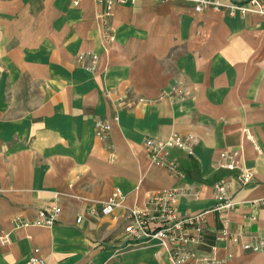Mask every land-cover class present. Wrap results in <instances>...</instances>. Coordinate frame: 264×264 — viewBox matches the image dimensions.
I'll return each mask as SVG.
<instances>
[{
	"label": "crops",
	"instance_id": "1",
	"mask_svg": "<svg viewBox=\"0 0 264 264\" xmlns=\"http://www.w3.org/2000/svg\"><path fill=\"white\" fill-rule=\"evenodd\" d=\"M102 12L0 0V264H27L35 248L49 264H170L156 240L129 246L125 226L171 189L179 217L204 213L200 242L172 246L191 253L183 264H264V18L135 0L106 29ZM172 133L195 139L192 155L170 151L177 173L145 148ZM216 182L231 209L216 208ZM115 189L121 206L103 216ZM54 206L53 226L31 225Z\"/></svg>",
	"mask_w": 264,
	"mask_h": 264
},
{
	"label": "built area",
	"instance_id": "2",
	"mask_svg": "<svg viewBox=\"0 0 264 264\" xmlns=\"http://www.w3.org/2000/svg\"><path fill=\"white\" fill-rule=\"evenodd\" d=\"M82 0H71L73 6H78ZM162 1H188L194 4L196 12H202L204 9L213 11L225 10L229 14L238 13L242 16L255 12L264 18V0H236L235 3H224L221 0H162ZM94 2L103 8L100 17L103 25H107L113 16L116 5L133 4L135 0H94ZM109 39V35H105ZM80 60L83 59L81 55ZM110 131V125L104 121H96L95 135L100 140H106ZM247 137L255 144L254 139L249 132H245ZM195 145V139L192 135H181L172 133L163 141L146 139L145 148L148 151L151 162L156 167H163L169 172L177 173V166L173 160L169 159V153L172 150L180 151L186 155H192ZM253 180V175L245 170L241 171L236 181L240 186H245ZM213 189L216 193L218 210H229L234 206L233 198L225 184L214 183ZM179 192L175 189L165 190L153 195L149 201L150 211H138L131 209L128 215V223L125 226V233L129 238V246L145 244L151 240H156L168 250L170 264H183L191 255L183 247H172L176 244H197L201 239L202 221L204 213H198L187 217H179L175 202ZM124 195L120 189H115L109 200L103 206L101 213L103 216H109L115 208L121 206ZM61 209L59 207H48L38 211L37 218L31 225L38 227H51L57 221ZM27 226L28 223H23ZM244 250L250 249L249 245L243 246ZM27 264H49L43 257L38 248L33 249L32 255ZM196 264H223L214 259L204 260Z\"/></svg>",
	"mask_w": 264,
	"mask_h": 264
}]
</instances>
